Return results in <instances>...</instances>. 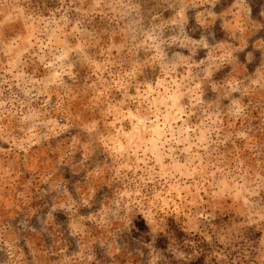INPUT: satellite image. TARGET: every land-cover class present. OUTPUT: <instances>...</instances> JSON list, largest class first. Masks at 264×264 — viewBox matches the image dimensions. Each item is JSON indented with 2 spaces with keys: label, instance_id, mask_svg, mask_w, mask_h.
<instances>
[{
  "label": "rangeland",
  "instance_id": "1",
  "mask_svg": "<svg viewBox=\"0 0 264 264\" xmlns=\"http://www.w3.org/2000/svg\"><path fill=\"white\" fill-rule=\"evenodd\" d=\"M184 4L0 0V127L22 138L0 153V264H113L128 229L239 215L209 182L264 165V0ZM201 247L191 264H220Z\"/></svg>",
  "mask_w": 264,
  "mask_h": 264
},
{
  "label": "clouds",
  "instance_id": "2",
  "mask_svg": "<svg viewBox=\"0 0 264 264\" xmlns=\"http://www.w3.org/2000/svg\"><path fill=\"white\" fill-rule=\"evenodd\" d=\"M146 3L150 0H145ZM181 13L184 9V0H181ZM129 16L132 23V34H130L129 44L135 47V33L139 31L136 25L139 20L136 18V9L129 5ZM163 37V33H160ZM177 37H170L168 40L161 38V44L175 42ZM194 54V53H193ZM51 83V81H49ZM15 129L9 126L0 127V138H5L9 148L5 151L0 148V153L7 160L13 156L17 159L19 154L17 149L21 145V137L14 134ZM24 132V128L19 129ZM14 162V161H13ZM224 172L221 170L220 176L213 174L210 178V190L213 193L212 199H217L223 193L225 198L235 197L233 207H239L238 216H230L227 221L211 212L200 213L190 220L192 225L186 237H180L175 231L169 229L167 225L157 232L154 237L149 232L137 234L131 229L126 230V244L122 245V252L113 264H129V258L133 264H191L195 259L196 252L202 251V245L215 247L221 244L220 249L222 259L220 264H264V165L256 171L253 165L247 169L234 166L232 174L226 177L227 183L222 182ZM144 201L149 203L146 196L139 199L129 200L124 205V214L118 216L116 225L123 227L130 212L136 205ZM154 203L151 208H155ZM151 208L149 209L151 211ZM155 215V212L152 213ZM219 220V223L214 221ZM164 235L170 243L166 247L156 248L155 239ZM199 236V239H193ZM174 249V250H173Z\"/></svg>",
  "mask_w": 264,
  "mask_h": 264
}]
</instances>
